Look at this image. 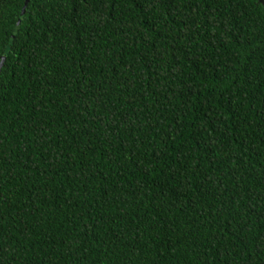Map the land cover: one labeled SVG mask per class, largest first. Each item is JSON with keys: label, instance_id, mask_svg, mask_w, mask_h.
<instances>
[{"label": "trees", "instance_id": "1", "mask_svg": "<svg viewBox=\"0 0 264 264\" xmlns=\"http://www.w3.org/2000/svg\"><path fill=\"white\" fill-rule=\"evenodd\" d=\"M0 0V264H264L262 0Z\"/></svg>", "mask_w": 264, "mask_h": 264}, {"label": "water", "instance_id": "2", "mask_svg": "<svg viewBox=\"0 0 264 264\" xmlns=\"http://www.w3.org/2000/svg\"><path fill=\"white\" fill-rule=\"evenodd\" d=\"M28 1H29V0H26L25 5L23 6L22 15H23V14L25 13V11H26V7H27V4H28ZM3 60H4V58H2V61L0 62V69H1V66H2V64H3Z\"/></svg>", "mask_w": 264, "mask_h": 264}, {"label": "rangeland", "instance_id": "3", "mask_svg": "<svg viewBox=\"0 0 264 264\" xmlns=\"http://www.w3.org/2000/svg\"><path fill=\"white\" fill-rule=\"evenodd\" d=\"M264 2V0H262Z\"/></svg>", "mask_w": 264, "mask_h": 264}]
</instances>
